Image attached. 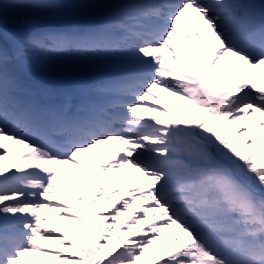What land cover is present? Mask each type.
<instances>
[{
    "label": "bare ground",
    "instance_id": "bare-ground-1",
    "mask_svg": "<svg viewBox=\"0 0 264 264\" xmlns=\"http://www.w3.org/2000/svg\"><path fill=\"white\" fill-rule=\"evenodd\" d=\"M61 1L64 4L63 7L54 9L50 13H45L32 7L8 9L0 5V23H11L13 17H18L26 22L22 25L24 30L30 29L35 21H39V23L43 25L54 23L56 24V30H65L76 22V18L89 15L102 8L110 7L105 13L99 11V15L88 19L87 23H85V30L88 36H93L91 38L93 43L98 42L99 44H104V42L101 41L107 40L114 43L112 38H116L123 46L124 40L119 32L120 28L124 22H133L134 18L132 12L135 13L137 11L134 5L137 3L142 5V3H144V0ZM213 3V1L209 0L208 8L211 12L212 9L210 5ZM186 12L189 14L187 15L188 19H193L192 11L189 6L186 8ZM118 14L123 16L122 20H118L115 17ZM139 19L141 18L139 17ZM217 20L220 21L219 16H217ZM102 22H105V24L103 25ZM191 23L197 25L193 21ZM99 27L102 28L101 33L97 31ZM206 36H208V34H205L204 38ZM72 43L73 44H70L68 49H71L73 53L55 56L42 55L27 58V61H34L32 73L41 74L46 70H50L54 73V77L67 78L71 74L81 73L80 76L89 78L90 75L95 74V76H99L103 73V70L93 69L94 66H92L91 63H83V61H89L92 57L98 55H103V57L108 56L111 61L124 58V64H131V68L136 69L137 65L135 63L143 61L144 58L151 57L155 53L150 48L135 47L138 44L135 39L130 43H125L126 46L120 48V52L102 50L101 53H95L93 49L81 50L83 42L79 44ZM204 45L205 49L211 54L210 56L215 59L216 67L213 72L220 73L223 68H226L227 74L233 75V79L230 81L229 85L234 87L235 91H243L242 85L246 80H252L257 86L256 82H262L261 79H264V71L256 73L255 76L251 75L246 77L247 73H241V69L238 68V65L239 67L243 65H241L237 59L232 60V64H228V54L218 52L217 48H215L217 46L215 34L209 35ZM188 46L189 42L183 40V49H187ZM158 49L167 48L165 45L161 44ZM130 52L133 53L129 54ZM233 65H235V67H233ZM85 71L89 72V75H87ZM169 84L172 85V81H169ZM162 95L167 96L166 99L168 100L169 94L167 92ZM98 101L104 102L105 99H101L98 96L92 98V102L97 103ZM154 102L156 103V101ZM157 103L161 104L160 102ZM85 105L88 107L87 104ZM243 108L245 107L233 105L228 113ZM175 112H178V110L175 109L172 113ZM166 118L167 115L161 116L152 114L150 118L143 116L139 117L138 120L148 127L154 126L153 124H158L161 120V123L166 129H171V124ZM246 119L247 120L241 124L242 126L232 128L231 125H228L230 131L234 132L235 136L237 130L239 135L237 134L236 138H238V136H240V138L239 141H236L239 146L245 144L247 137L248 139L254 140L257 147L256 151L264 154V126L256 122V118L251 115L246 116ZM221 120H219V122L223 123ZM236 120L237 118H233L229 122L232 123ZM158 132L160 131L158 130ZM163 134L164 131L162 130L159 136L163 139L164 144L169 145L168 143H170V141L164 139L162 136ZM172 146L173 144H171V147ZM127 151L126 143L123 141L108 140L104 143H99L74 153L69 161L55 162L50 160L46 162L47 159L45 158L44 160L42 155L36 151H32L20 141L7 138L0 130V171L14 165H19V167L23 166L22 168L25 170L31 168L41 170L25 171L23 173L24 176L30 175V171L41 174L42 171L47 172L51 169L57 170V173L52 175L50 183H44L42 181L41 184L37 186V188H41L40 198L43 202L46 201L45 204H39L36 207H17L19 212L15 213V215H28L30 211L33 213L32 210L39 212L40 215V221L36 227L37 239L27 236L25 238H29L30 241L27 244H20L18 246L19 248H17V252L21 253L23 264H36L42 258L43 254L41 253L32 255L26 252L31 244L39 243L42 240V232H46L48 228L56 224L53 211L59 210L68 214L76 212L80 213L84 219H88V211H93L96 201L98 202L99 188L107 182L109 178L111 180V187L109 189V197H107L108 201L111 202V205L126 207L125 212L118 211L121 219L120 224H124V226L127 227L126 235L133 236L134 238L138 230L142 229L144 231V234L140 236L142 245L136 250V253L130 252L126 256H123V262H128L129 264H153L154 260L159 259L160 261H168V264H201V262L197 260L199 250L197 246L193 244L192 237L189 232L186 231L183 222L179 220L175 221L169 214L172 209L171 207L167 206V209L165 207H158L157 205L161 201H159V198L150 194L151 190L149 188V183H147L149 179L147 176L149 174H144L142 177L141 175L143 174L140 175L138 170L132 167L133 165L125 164L124 162H119L120 165L118 166L114 165V163H117V160ZM169 156L172 157L173 167L168 169L166 166L163 170H169L172 174H177V176L169 177L162 181L161 184L154 183L155 188H172L173 185H177L186 189L185 180L180 182L178 179V176L184 170L183 167L185 164L177 156L174 157V154H169ZM111 176H113V178H111ZM88 184L91 186L89 194L92 196V200H94L93 203L90 201H83L80 198L87 190ZM43 189L45 190L44 192L42 191ZM178 194V191L173 190L174 196L178 197ZM103 196H106V194H103ZM128 199H131V202H128ZM242 204L244 207L247 206L245 203ZM55 205L58 206L57 209ZM70 219H66L65 221H72V219ZM27 232H30V228L26 225L19 231V233L23 234H27ZM124 243L126 246L136 244L134 241L127 242V240ZM5 252L8 253L10 251L6 250ZM249 253L250 255L253 254L254 250ZM12 262V264H17V259H13Z\"/></svg>",
    "mask_w": 264,
    "mask_h": 264
},
{
    "label": "rangeland",
    "instance_id": "rangeland-1",
    "mask_svg": "<svg viewBox=\"0 0 264 264\" xmlns=\"http://www.w3.org/2000/svg\"><path fill=\"white\" fill-rule=\"evenodd\" d=\"M57 2L63 7L64 4L61 0ZM0 5L8 9L32 7L45 13H50L57 8L60 9V6L50 7L49 5L28 2L27 0H0ZM25 23L18 17H13L11 23H0V51H3V54L6 51L7 56L4 60H9L10 64L14 65L15 70L18 66L20 71L29 78H49L52 74L50 70H46L41 74H34L32 73L34 61H27L29 57L48 55L39 52L41 49L34 45L31 37L32 34H36V28L33 27L39 28L41 25L39 21H35L33 23L34 26L31 25V29L24 30L22 25ZM47 24L50 28L53 27L52 24ZM244 115H247V112L236 113L235 116H239L237 124H242L246 121L243 117ZM246 139L245 144L240 147V154L244 155L246 159H250L252 166L249 165V167L239 168L246 176L254 177L258 191L264 195V154L257 153L254 140L248 139L247 137ZM220 142L222 143V140ZM231 149L232 147L230 146L229 153L232 156ZM223 152L224 145L221 150L222 155L224 154ZM21 171L22 169L18 168V165H14L1 170L0 177L9 174L8 176H11L14 182L19 184L21 181L19 177ZM233 171H238L236 165L233 167ZM238 172L241 173L240 171ZM246 180L249 182V178ZM6 181L4 180L0 183V221L3 222L0 225V257L5 258L0 261V264H12L13 259H17V264H23L21 253L17 252L16 247L23 242L26 243L28 238L25 239V237L27 236L37 239L35 221L38 214L33 210V213L30 211L28 215L18 216L15 213L19 212L18 206L22 208L38 205L36 204L37 191L29 189L15 190L12 188H6L3 191L2 189L8 185ZM108 185L109 183H106L99 188L98 202L96 201L94 210L88 212L93 226L90 243L87 244L85 242L86 231L84 217L82 215L73 212L68 214L64 211L55 210L53 211V217L56 224L48 228L46 232H40L42 240L39 243L31 244L26 252L32 255L38 253L43 254L42 258L36 264H129L128 262H123V256L139 248H133L134 246L130 245L126 246L124 243L126 240H130L131 236L126 235V227L124 224H120L121 219L118 214L120 207L112 209L111 202L107 201V198L103 196V194L108 195ZM89 191L90 188L87 186L85 193L80 196L81 200L90 201L91 196ZM30 196L33 198L32 201L29 200ZM55 208L57 209L58 206ZM70 218L72 221H67V223L65 220ZM25 225L31 228V233H19L20 229ZM139 233L143 234L141 230ZM140 245L141 243H138L136 247H140ZM6 250L10 252L6 253ZM163 264H168V261H164Z\"/></svg>",
    "mask_w": 264,
    "mask_h": 264
}]
</instances>
